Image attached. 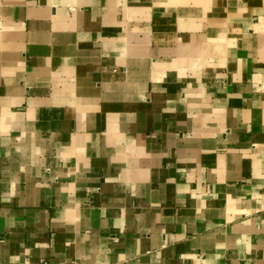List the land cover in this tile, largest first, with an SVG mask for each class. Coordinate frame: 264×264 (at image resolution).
Listing matches in <instances>:
<instances>
[{"label":"crops","instance_id":"crops-1","mask_svg":"<svg viewBox=\"0 0 264 264\" xmlns=\"http://www.w3.org/2000/svg\"><path fill=\"white\" fill-rule=\"evenodd\" d=\"M0 264H264V0H0Z\"/></svg>","mask_w":264,"mask_h":264}]
</instances>
